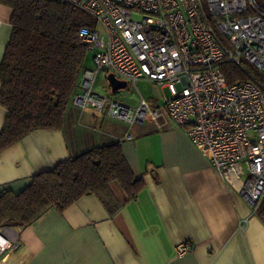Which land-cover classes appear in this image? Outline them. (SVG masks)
Listing matches in <instances>:
<instances>
[{
    "label": "crops",
    "instance_id": "1",
    "mask_svg": "<svg viewBox=\"0 0 264 264\" xmlns=\"http://www.w3.org/2000/svg\"><path fill=\"white\" fill-rule=\"evenodd\" d=\"M11 15L0 4V62ZM84 67H92L86 58ZM100 76L106 81L98 75L96 93ZM138 98L121 102L135 106ZM5 118L0 106V130ZM112 143L120 144L133 175L144 181L137 197L124 203L125 193L110 182L108 191L122 204L112 215L86 195L62 212L50 209L29 226L12 227L17 247L0 264H264V211L259 206L252 215L240 195L243 179L220 175L172 122L129 128L69 105L61 130L34 131L0 152V194H17L33 175ZM181 246L190 250L178 254Z\"/></svg>",
    "mask_w": 264,
    "mask_h": 264
},
{
    "label": "built area",
    "instance_id": "2",
    "mask_svg": "<svg viewBox=\"0 0 264 264\" xmlns=\"http://www.w3.org/2000/svg\"><path fill=\"white\" fill-rule=\"evenodd\" d=\"M46 1L74 6L95 23L78 32L94 54L71 105L129 128L174 123L220 175L244 177L240 195L255 214L264 198V0ZM225 63L241 75L232 84L221 70ZM100 73L134 89L137 104L114 99L111 89L94 92ZM140 82L168 97L151 104L139 93ZM13 229L0 226V258L17 247Z\"/></svg>",
    "mask_w": 264,
    "mask_h": 264
},
{
    "label": "trees",
    "instance_id": "3",
    "mask_svg": "<svg viewBox=\"0 0 264 264\" xmlns=\"http://www.w3.org/2000/svg\"><path fill=\"white\" fill-rule=\"evenodd\" d=\"M12 10L11 34L0 62V106L6 118L0 152L28 134L62 129L64 114L77 91L86 49L81 28L95 23L74 6L46 0H0ZM229 84L241 78L230 63L221 66ZM116 182L134 200L144 187L128 166L119 143L91 148L35 174L17 194H0V226L26 227L50 209L62 212L86 195H94L109 215L119 204L107 185ZM263 201V200H262ZM261 203L259 210H262Z\"/></svg>",
    "mask_w": 264,
    "mask_h": 264
},
{
    "label": "rangeland",
    "instance_id": "4",
    "mask_svg": "<svg viewBox=\"0 0 264 264\" xmlns=\"http://www.w3.org/2000/svg\"><path fill=\"white\" fill-rule=\"evenodd\" d=\"M98 31H100L101 37H105L104 32L98 27ZM94 52L88 51L86 53V60L87 62H90L92 64V57H93ZM104 74V73H100ZM105 77V76H104ZM102 84V85H101ZM102 86L104 87L105 90H103ZM108 83L107 80L105 81L103 79V76H100L99 82H97L95 86V90H100V95L104 96L107 95L106 93L108 91ZM137 88L139 90V93L144 97V98H149V99H156L158 102H162L163 96L168 97V93L166 90H161L159 87H157L155 84L150 83V82H140L137 84ZM138 98V95L134 89H132L130 86H127L123 90H119L116 93V99L126 102V103H134L136 99ZM244 179V177H241ZM262 210L264 211V202L262 205ZM261 212V209H260Z\"/></svg>",
    "mask_w": 264,
    "mask_h": 264
},
{
    "label": "water",
    "instance_id": "5",
    "mask_svg": "<svg viewBox=\"0 0 264 264\" xmlns=\"http://www.w3.org/2000/svg\"><path fill=\"white\" fill-rule=\"evenodd\" d=\"M107 83L112 92L123 90L126 86L124 82L116 80L112 75L107 77Z\"/></svg>",
    "mask_w": 264,
    "mask_h": 264
}]
</instances>
